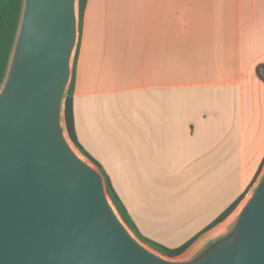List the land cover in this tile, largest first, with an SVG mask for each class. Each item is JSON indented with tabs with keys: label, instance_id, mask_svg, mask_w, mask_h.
I'll return each mask as SVG.
<instances>
[{
	"label": "crops",
	"instance_id": "crops-1",
	"mask_svg": "<svg viewBox=\"0 0 264 264\" xmlns=\"http://www.w3.org/2000/svg\"><path fill=\"white\" fill-rule=\"evenodd\" d=\"M258 66L264 0H87L74 72L75 134L140 234L178 248L246 191L222 223L177 257L182 262L227 233L263 176Z\"/></svg>",
	"mask_w": 264,
	"mask_h": 264
},
{
	"label": "water",
	"instance_id": "water-1",
	"mask_svg": "<svg viewBox=\"0 0 264 264\" xmlns=\"http://www.w3.org/2000/svg\"><path fill=\"white\" fill-rule=\"evenodd\" d=\"M75 1L26 0L0 92V264H264V172L232 234L191 262L147 251L121 225L59 126Z\"/></svg>",
	"mask_w": 264,
	"mask_h": 264
},
{
	"label": "trees",
	"instance_id": "trees-1",
	"mask_svg": "<svg viewBox=\"0 0 264 264\" xmlns=\"http://www.w3.org/2000/svg\"><path fill=\"white\" fill-rule=\"evenodd\" d=\"M25 0H0V91L2 90L7 75L9 72L15 44L17 41L18 33L21 27L23 9ZM87 0H76V20H77V41L71 57V74L70 78L64 88L61 99L62 101V119L65 132L68 139L72 143L73 147L87 160L89 161L101 174L106 194L114 207L117 215L124 226L133 234V236L142 244L157 252L163 257L175 259L181 256L198 238L199 235L213 229L220 223H222L241 203L244 199L246 191L237 198L223 213H221L209 226H207L201 234L187 241L178 248L170 249L156 242H153L140 234L135 224L132 222L126 208L124 207L121 199L114 190L111 180L106 176L101 165L89 155L88 152L80 145L76 138L74 121H73V109H72V95L74 91V72L76 52L79 44V35L83 23L85 8ZM264 66H258L256 69L257 77L264 83ZM264 167V160L262 161L257 174H259Z\"/></svg>",
	"mask_w": 264,
	"mask_h": 264
},
{
	"label": "rangeland",
	"instance_id": "rangeland-1",
	"mask_svg": "<svg viewBox=\"0 0 264 264\" xmlns=\"http://www.w3.org/2000/svg\"><path fill=\"white\" fill-rule=\"evenodd\" d=\"M25 5H26V0H25V3H24V9H23V14H24V11H25ZM75 14H76V7H75ZM23 17V16H22ZM3 89V88H2ZM1 92V91H0ZM62 101L63 99H61V103H60V109H59V126H60V129H61V132H62V136H63V139L64 141L66 142V144L68 145V147L70 148V150L75 154V156L80 159L82 162H84L85 164L89 165L90 167H92L93 169L97 170L89 161H87L72 145V143L70 142V140L68 139L67 137V134L65 132V129H64V125H63V119H62ZM262 178V177H261ZM261 180V179H260ZM259 180V182H260ZM258 182V183H259ZM254 192V191H253ZM253 192L251 194V196L253 195ZM251 196L247 199V201L244 203V205L248 202V200L251 198ZM108 199V197H107ZM108 203L114 213V215L116 216V218L119 220V222L121 223V225L125 228V230L127 231V233L131 236V238L133 240H135L140 246H142L144 249H146L147 251L159 256V257H162L164 259H167V260H170V261H173V262H176V263H185V262H182V260L180 259H170V258H166V257H163L161 256L160 254H158L157 252L153 251L152 249L148 248L147 246H145L144 244L140 243L134 236L133 234L124 226V224L121 222L119 216L117 215L114 207L112 206L110 200L108 199ZM244 205L242 206V208L244 207ZM241 208V209H242ZM238 220V217H235L234 218V223L233 225L230 227V229L227 231L226 234H224L220 239H218L216 242L220 241V240H223L227 237H229L232 232L234 231L235 227H236V221ZM216 242H213L212 244L209 245L212 246L213 244H215Z\"/></svg>",
	"mask_w": 264,
	"mask_h": 264
}]
</instances>
